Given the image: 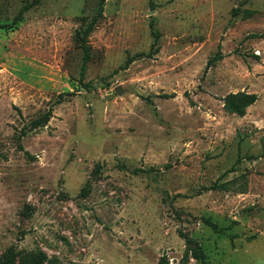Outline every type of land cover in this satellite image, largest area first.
Returning a JSON list of instances; mask_svg holds the SVG:
<instances>
[{
    "label": "rangeland",
    "instance_id": "1",
    "mask_svg": "<svg viewBox=\"0 0 264 264\" xmlns=\"http://www.w3.org/2000/svg\"><path fill=\"white\" fill-rule=\"evenodd\" d=\"M36 251L264 264V0H0V264Z\"/></svg>",
    "mask_w": 264,
    "mask_h": 264
},
{
    "label": "trees",
    "instance_id": "2",
    "mask_svg": "<svg viewBox=\"0 0 264 264\" xmlns=\"http://www.w3.org/2000/svg\"><path fill=\"white\" fill-rule=\"evenodd\" d=\"M100 10H101V8H99L98 14H100ZM95 20H96V17L93 18L79 32V37H80V43L79 44H80L81 49L83 51V57H82V64H81V69H80L79 81H81L82 78H83V72H84V69H85V64L88 61V56H89L88 55V46L86 44V36L90 32V30L93 28ZM150 26L153 27V23L152 22H151ZM152 35H153V39H154L153 40V44H154L156 42L157 38H158V34H157L156 30L152 31ZM139 55L140 54H137L136 56H139ZM209 62H211V61H209ZM208 64L209 63H207L206 68H207ZM65 94H69V93H65ZM63 95H64L63 93H60L59 96H58L57 101H60ZM50 115H51V111H50V109H48L47 112L44 113L41 121L42 122L48 121ZM213 227L216 228L215 225H213ZM198 254H200V252ZM19 258H20L19 259V263H17V264H44V263L60 264L55 259H48L46 254L44 252H42V251L25 253V254H22ZM158 264H168L167 258L164 255L161 256L159 261H158Z\"/></svg>",
    "mask_w": 264,
    "mask_h": 264
},
{
    "label": "water",
    "instance_id": "3",
    "mask_svg": "<svg viewBox=\"0 0 264 264\" xmlns=\"http://www.w3.org/2000/svg\"><path fill=\"white\" fill-rule=\"evenodd\" d=\"M118 93H120L121 91H122V89H121V87H116V89H115Z\"/></svg>",
    "mask_w": 264,
    "mask_h": 264
}]
</instances>
